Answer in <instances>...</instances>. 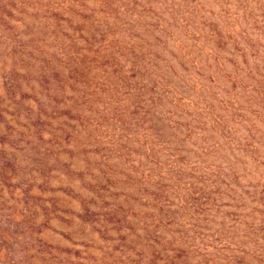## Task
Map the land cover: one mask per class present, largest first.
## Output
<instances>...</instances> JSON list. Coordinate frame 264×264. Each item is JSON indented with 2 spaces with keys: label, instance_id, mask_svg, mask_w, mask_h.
Wrapping results in <instances>:
<instances>
[{
  "label": "rangeland",
  "instance_id": "rangeland-1",
  "mask_svg": "<svg viewBox=\"0 0 264 264\" xmlns=\"http://www.w3.org/2000/svg\"><path fill=\"white\" fill-rule=\"evenodd\" d=\"M0 264H264V0H0Z\"/></svg>",
  "mask_w": 264,
  "mask_h": 264
}]
</instances>
